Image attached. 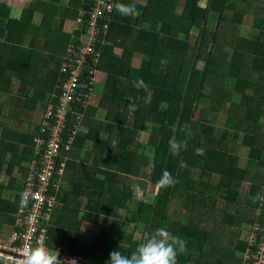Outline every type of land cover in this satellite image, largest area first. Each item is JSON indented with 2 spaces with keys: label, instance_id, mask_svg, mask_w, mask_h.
Masks as SVG:
<instances>
[{
  "label": "trees",
  "instance_id": "trees-1",
  "mask_svg": "<svg viewBox=\"0 0 264 264\" xmlns=\"http://www.w3.org/2000/svg\"><path fill=\"white\" fill-rule=\"evenodd\" d=\"M164 1L161 8L156 1L149 11L154 0L141 12L136 7L140 14L135 17L122 16L114 7L100 20L105 23L109 17L100 46L99 68L105 78L96 85L98 97L87 108L77 109L82 117L73 150L63 176L55 178L59 187L50 188L60 205L55 208L47 244L59 250V257L79 253L87 264H105L111 251L130 255L146 234L165 227L187 241L188 251L178 256V264H242V253L239 259L227 246L211 243L212 233L204 224L208 220L221 229L219 204L238 202L244 194L239 190L241 180L249 174L253 177L247 211H238L240 218L234 217L233 223L253 224L260 207L259 199L253 197L261 195L264 183V0H186L180 16L167 8L171 0ZM123 3L135 4L134 0L118 4ZM92 4L87 1L85 6L83 0L81 7L88 11ZM254 9L249 31L238 33ZM11 11V6L0 5V39H4L0 42V96L10 94L17 78L22 81L19 94L27 99V108L40 104L46 109L61 79L62 58L57 56L77 42V32L64 39L61 52L57 45L49 47L51 57L46 60L43 53L25 48L26 42L18 39L26 31L23 34L16 26ZM4 18L10 19L6 26ZM28 18L33 19V13L20 24ZM174 24L177 34L186 33L183 40L168 34L167 40L177 43V54L168 52L171 47L159 40L176 28ZM194 26L200 38L191 45L188 39ZM226 40L233 45L232 60L219 59L223 56L219 42ZM17 52L28 59L14 60ZM136 56H142L139 67L133 65ZM139 80L147 87L137 88ZM14 133L29 137L34 148L30 135ZM174 134L177 140H187L179 156L169 151ZM7 144L12 146L11 141ZM197 148L204 149L203 155L196 153ZM242 149L248 152L246 166L240 165ZM27 154L33 159V150L29 148ZM182 161L186 167H181ZM28 170L29 176L30 166ZM165 170L175 179L173 186L159 185ZM134 179L151 183L156 191H149V199H137ZM20 202L14 212L16 221ZM223 210L230 222L233 215ZM89 223L99 231L84 244L81 238ZM136 232L142 234L140 240ZM248 242L249 235L246 241L238 239V248L244 251Z\"/></svg>",
  "mask_w": 264,
  "mask_h": 264
},
{
  "label": "built area",
  "instance_id": "built-area-1",
  "mask_svg": "<svg viewBox=\"0 0 264 264\" xmlns=\"http://www.w3.org/2000/svg\"><path fill=\"white\" fill-rule=\"evenodd\" d=\"M92 1L88 11L81 10L76 21L77 42H71L62 59L61 79L56 92L41 116L38 131L33 135V159L30 174L26 179L16 227L8 238H0V264H22L27 246L37 242L47 244L55 208L60 205L50 188H58L56 177L63 176L66 161L73 150L75 136L81 124L79 108H87L95 99V88L99 82V68L103 34L109 28V17L113 13L115 0ZM75 116V118H74ZM73 117V118H72ZM73 120V126L69 122ZM261 197H264V183ZM256 219L251 224L249 242L242 251V264H264V198L259 199ZM51 249V248H50ZM61 260L74 259L83 264V257L64 253Z\"/></svg>",
  "mask_w": 264,
  "mask_h": 264
},
{
  "label": "crops",
  "instance_id": "crops-1",
  "mask_svg": "<svg viewBox=\"0 0 264 264\" xmlns=\"http://www.w3.org/2000/svg\"><path fill=\"white\" fill-rule=\"evenodd\" d=\"M156 1L158 3L159 8L163 7L166 4V1L164 0H154L152 7L148 9V11L152 10L156 6ZM148 2L149 0H134V3L135 4L137 3L136 7L139 8L140 12L143 11L144 7L145 8L148 7ZM82 4H83V0H0V5L11 6L12 8L11 17L13 19H16L17 21L16 26L21 27L23 34L24 31H26V36L25 37L20 36L18 39L26 42L25 48L27 49L30 48L36 53L37 52L43 53L47 58L46 60H49L51 57V56L48 57L49 51H52V49H49V47L57 45V48L55 47L54 48L59 49L57 52H61L64 49L63 46L65 45V40L71 38V35L72 37L74 36L73 32L76 28V21H77L76 14L77 16L78 15L80 16L82 10L81 7ZM185 4H186V0H175V1L171 0L167 8L174 9L176 11V15L180 16L183 14L185 10ZM3 10L4 9H2V11ZM30 13L31 14L33 13V19L29 20L28 18V20L20 24L19 21L23 20V18H26L27 14ZM3 20H4L3 24L6 26L7 22H9L10 19L4 18ZM144 25L148 26L146 23H144ZM174 26L176 28H173L170 33L165 32V34L164 35L162 34L159 39L161 40V45L165 47L167 46L171 47V49L168 51L171 54H177L176 53L177 43H172L171 40H167V37H169L168 34H170L174 38H178V40H183L186 34V33L177 34L178 26L176 24H174ZM195 28L198 29L196 26H194L193 29ZM199 38H200L199 33L195 34L193 31H191L188 41L192 45L191 42H194L193 44H195L197 41H199ZM0 42H4V39L1 38ZM219 46L223 53L222 55L224 56L225 54L231 51L233 45L228 43V41L226 40L223 43L219 42ZM166 51L167 50L165 49L162 50L163 53H165ZM16 55L17 56L14 60L25 61L28 59L27 56L26 57L23 56L22 53L17 52ZM62 56L61 57L57 56V57L61 59ZM138 59L140 60L141 63L142 56L141 57L139 56V58H137L136 56L134 60L136 61ZM11 60L12 58L10 59V61ZM140 63L137 66L135 65L134 66L139 67ZM25 69L26 66H24V68L21 71L24 72ZM101 75L103 76V70ZM21 85H22V81L18 80L17 78L13 79V86L10 90V94L7 95V101L8 103L15 102L16 105L13 106L11 115H6L7 116L6 118H3L2 116H1L2 118L0 117V159L3 161L2 163L4 166V168L0 169V185L3 186L4 190L8 189L7 192L0 194V206H2L4 208V212L7 213V215H1V218L5 220L0 221V227H8L7 234L12 232L16 227V220H14V216H15L14 212L18 208V202H20V200L22 199L21 191L26 182L28 176L27 172L29 171L28 169L30 166V161L32 159V154L31 155L27 154V151L29 148H30V152H32L33 150L31 147L33 145L28 141L29 137H25V136L21 137L20 135L14 132L26 133L31 137H33V135L38 131L41 116L45 109V107L40 106V104L39 106H37L36 109L27 108V101H26L27 99L25 97H21L19 94ZM11 99H14V101H12ZM39 109H41V111H39ZM17 112H19L18 115H16ZM8 141L12 142V146H8L7 144ZM87 147L90 148L91 145H88ZM5 152H6V158L3 156ZM240 152L242 155H244L243 152H246V150L242 149ZM244 159H240V165L242 166H246L248 163ZM248 177L249 178L247 179H242L241 182L242 186L239 190L240 192L242 191L244 194L242 197H239L238 202H234L233 205L230 206L225 205L224 203L219 204V209L220 211H222V215L220 214L221 216L220 220L223 226L226 224L229 225L235 224L233 223L234 217L240 218V216L237 215L238 214L237 212L240 211V209L238 208V210H235V207H239L241 205L245 207V209L241 207L242 210L247 211V206L243 204L242 198H244L245 201L248 200L247 193L249 189L246 192L248 185L243 183L246 182L251 185L253 176L249 174ZM243 185L245 186V190H243ZM12 197L15 198L14 203L10 202ZM223 207H225L226 212H229L233 215L230 222H227L226 220L228 215L225 214V210H223ZM178 216L179 213L175 215V217ZM246 216L249 217L248 215ZM207 217L212 218L213 216L212 214H208ZM204 225L212 233L211 243H215L216 245L223 244L227 246V249L229 251L232 250L234 254L236 253V251H238L240 254L242 253V250L238 248L237 240L238 239L241 240L243 233L246 232V230L248 229H249L248 230V235H249L251 223L244 222L242 226L237 225L240 228L229 231L228 234L231 238H229L228 240H225L222 236L223 234L222 225H221V229L216 228L215 224H212L208 220L205 222ZM215 228L216 230H214ZM227 228H228L227 230H230L229 227ZM214 231H219V235H216ZM77 255L82 256L79 253ZM239 259H241V257ZM83 262H85L84 259Z\"/></svg>",
  "mask_w": 264,
  "mask_h": 264
},
{
  "label": "clouds",
  "instance_id": "clouds-1",
  "mask_svg": "<svg viewBox=\"0 0 264 264\" xmlns=\"http://www.w3.org/2000/svg\"><path fill=\"white\" fill-rule=\"evenodd\" d=\"M115 7L117 12L125 17H135L140 14L135 4H117ZM135 86L137 88L147 87L142 80L137 81ZM132 107L135 108V105H132ZM187 127L185 125V129ZM172 131L173 133L176 132L175 126H173ZM168 143L170 153L175 156H179L181 151L187 147V140H177L175 134L169 139ZM195 151L198 155L204 153L203 148H197ZM186 166L182 161L181 167ZM158 183L161 187H170L176 181L172 174L165 170ZM262 198L264 197H261L259 193L253 197L254 200ZM187 251V241L185 239L173 234L165 227H160L146 234L143 241L137 245L130 255L122 254L120 250L111 251L105 264H178V256L186 254ZM22 264H76V261L74 259L61 260L59 250L50 249L45 244L37 242L35 245L27 246L24 249Z\"/></svg>",
  "mask_w": 264,
  "mask_h": 264
},
{
  "label": "rangeland",
  "instance_id": "rangeland-1",
  "mask_svg": "<svg viewBox=\"0 0 264 264\" xmlns=\"http://www.w3.org/2000/svg\"><path fill=\"white\" fill-rule=\"evenodd\" d=\"M117 3H119V0H118V2ZM256 5V4H255ZM85 6H86V4H85ZM83 9V8H82ZM254 11H255V9L250 13V14H248L247 16H246V18L243 20V23H242V25H241V27L239 28V30H238V33H240V34H244L245 32H246V30H247V28H248V26L247 25H249V23H250V21L252 20V17H253V14H254ZM160 28V27H159ZM247 31H249V30H247ZM193 32L195 33V34H198L199 33V30L198 29H193ZM192 44L194 43V42H191ZM67 50V49H66ZM233 52L232 51H230L229 53H227V54H225L224 56H220L219 57V59H221V58H223V57H225L226 59H228V60H232V57H233ZM66 56V51H65V53L63 54V56H62V59L64 58ZM137 58H139V56H137ZM140 63V60L138 59V60H133V65H135V66H137L138 64ZM199 66H202V64H199ZM102 71V70H101ZM102 73V72H101ZM101 74H99V81H101V79H104L105 78V75H103V76H101ZM58 83V82H57ZM57 85V84H56ZM55 89H56V87H55ZM208 90H211V87H209V89ZM95 94H96V91H95ZM98 96H96L95 98H97ZM235 99H237V98H235ZM12 101H14V99H11ZM23 102V101H22ZM14 105H16L15 104V102H12V103H8V101H7V96H0V117L2 116L3 118H6L7 116L6 115H11L12 114V110H13V106ZM40 106H42V105H40ZM39 111H41V109H39ZM43 111V110H42ZM214 113L215 112H211V116L214 118V119H218V118H216V117H214ZM19 114V112H17L16 113V115H18ZM1 117V118H2ZM222 122V120L220 121V122H218V123H221ZM6 126V125H5ZM218 128H220V124H218ZM32 147V146H31ZM34 149V148H33ZM243 154L245 155H242V157H241V159H244V158H246V156H248V153L247 152H243ZM244 157V158H243ZM244 160H246V159H244ZM247 161V160H246ZM143 180H145L144 178H143ZM143 180H138V179H134L133 181H131L132 182V185H138L137 187H135V195H136V197H137V199H143L144 197H146V199H149L150 198V196H149V191H151V190H154V192L156 191V189H155V187H153V185H151V183H149V184H145V181H143ZM241 182H242V180H241ZM146 185V187H145V189H143V185ZM243 184H247L248 185V187H247V189H246V192H247V190L249 189V183H243ZM205 186H206V184L205 183H202L201 184V187H203V188H205ZM243 190H245V186L243 185ZM8 191V189L7 190H4V188H3V186L2 185H0V194H2V193H5V192H7ZM144 192H145V195H144ZM145 199V198H144ZM10 202H12V203H14L15 202V198L14 197H12V199L10 200ZM242 202H243V204H245L246 206H247V203H245L246 201H245V199L244 198H242ZM2 207V206H1ZM180 207V206H179ZM241 207H243L244 209H245V207L244 206H239V207H235V210H238V208L240 209V211H241V213H243V214H245L246 213V211H244V210H242V208ZM1 215H7V213L6 212H4V208L2 207V209H1V211H0V221L1 220H5V219H3V218H1ZM174 215H176V212L174 213ZM120 217H123V215H120ZM220 225H222L223 226V224L220 222ZM239 226H242V225H239ZM239 226H237L236 224H231V225H229V224H226V225H224L223 226V234H222V236H223V238L225 239V240H228L229 238H231L230 236H229V234H228V232L229 231H231V230H233V229H238V228H240ZM132 227V225H129V228H131ZM227 227H229L230 228V230H227L228 228ZM126 228H128V227H126ZM218 228V227H217ZM220 229V228H219ZM85 230V237H82L81 239L83 240V243L84 244H87V242L88 241H90V238H91V236H92V234L93 233H97L98 231H99V228L97 227V226H95V225H92L91 223H89L88 224V226L84 229ZM249 230V229H248ZM248 230H246V232H244L243 233V235H242V237H241V240H244L245 241V238L247 237V235H248ZM7 231H8V227H0V238H8L11 234H12V232H10L9 234H7ZM5 234V235H4ZM7 234V235H6ZM141 236H142V234L140 233V232H136V234H135V237H136V240H140L141 239ZM55 246H52V247H56L57 246V243L56 244H54ZM235 256L237 257V258H240L241 257V254L238 252V251H236V253H235ZM83 264H87V263H85V262H83Z\"/></svg>",
  "mask_w": 264,
  "mask_h": 264
}]
</instances>
